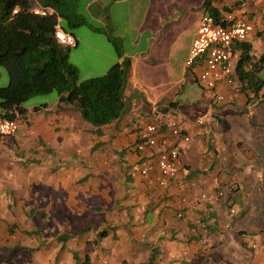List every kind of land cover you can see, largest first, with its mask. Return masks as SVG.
<instances>
[{"label": "crops", "instance_id": "1", "mask_svg": "<svg viewBox=\"0 0 264 264\" xmlns=\"http://www.w3.org/2000/svg\"><path fill=\"white\" fill-rule=\"evenodd\" d=\"M146 1L150 9L153 0ZM204 1L194 0L198 15H206ZM117 2L121 1L109 0L105 4ZM184 2L189 5L190 0ZM212 6L221 11L222 17L228 12L223 10L228 9L251 24L253 32L246 42L254 56H264V0H220L212 2ZM195 25L197 30L198 17ZM68 34L76 43L71 48L77 50L79 39ZM238 55L231 50L234 62ZM116 60L121 63L122 57ZM135 67L130 59V69ZM161 84L164 86V80ZM195 85L201 91L196 101L212 107V94ZM220 91L223 103L229 104L232 111L252 115L254 128L264 126V121L254 124L255 112L264 103L248 106L246 93L232 95L227 88ZM182 94H175L177 105L169 107L166 114L189 129L192 141L178 147L179 174L168 187L158 186L154 160L140 159L126 147L137 140L138 129L130 124L129 117L102 128L99 138L90 133L91 151L96 143H101L99 149L92 151L91 159L81 163L82 160L67 156L57 169L47 165L48 170L40 164L42 178L53 180V192H36L37 209L29 206L32 192H8V201L0 204V264H149L153 249L158 252L156 264H216L217 260L228 262L226 253L246 254L249 250L253 255L249 252L246 264H264V187L257 181L264 173V152L258 153L246 136L226 145L217 131L222 122L217 113L211 114L209 128L202 129L203 125L196 123L199 119L191 117L196 110L195 101L183 102ZM158 101L156 98L153 109L161 112ZM65 108L59 106L60 111L49 116L48 121L35 119L33 124L37 128L33 132L46 134L44 144L70 151L77 128L68 115L70 107ZM25 109L26 116L19 118L20 122L28 120L30 112ZM31 111L37 113L38 108ZM254 128L250 126L251 130ZM112 151L117 156H108L107 152ZM138 164L147 169L146 176L131 172V167ZM118 172L121 178L115 180ZM229 181L239 185V191L233 192L234 213H228L221 201L207 202L201 198L203 194L210 198L211 191ZM115 183L116 192L112 186ZM240 187L244 192H240ZM181 199H186L187 204H182ZM177 212L185 213L183 219L175 216Z\"/></svg>", "mask_w": 264, "mask_h": 264}, {"label": "rangeland", "instance_id": "2", "mask_svg": "<svg viewBox=\"0 0 264 264\" xmlns=\"http://www.w3.org/2000/svg\"><path fill=\"white\" fill-rule=\"evenodd\" d=\"M91 1L81 0L78 9V14L89 26L66 28L79 39L78 49L71 48L68 52V63L77 68L80 81L107 72L115 62L117 63L116 58L119 56L122 57L123 63L132 59L136 67L129 69L127 73L124 97L129 110L125 117H129L130 124L136 127L135 129L149 123L162 125L164 116H161L158 108L153 109L155 99L159 98V104L165 108L168 101L177 100L175 94L183 92L181 95V98L185 95L183 102H186V99L195 101L196 110L191 117L193 120L199 119L203 122V126L200 125L202 129L209 128L212 123L211 114L217 113L222 120L217 131L220 132L219 138L225 141L226 145L244 140L246 136L254 143V149L258 153L264 152V126L254 128L251 122L252 115L250 116L248 112L244 111L242 114V111H237L238 115L227 103L206 107L204 103L196 101L201 91L198 90L184 64L195 35L196 18L198 17L199 22L202 15L195 12L194 0H190L189 5H184V0H153L150 9L146 0L121 1L109 5L105 4L109 0H94L92 3ZM84 8L86 10L82 11ZM100 15L102 19L98 20ZM60 25L64 27L62 22ZM163 80L164 86L161 84ZM7 84V72L0 66V88ZM23 106L30 112L27 122L18 120L17 133L12 137L0 138V204L5 205V200L8 201V192H32L29 206L37 209L36 192H53L51 185L53 180L45 181L39 166L48 170L47 165L52 164V168L57 169L59 162L67 156L71 159H80L81 163L91 159L93 152L89 147L93 142L90 134L92 126L84 122L77 111L59 104L55 92L34 96ZM44 106L47 108L44 109ZM59 106L70 110L68 115L73 117L74 127L77 128L74 148L70 151L56 149L50 143L44 144L46 134L33 132L37 128L33 121L37 118L48 121L49 116L54 117L60 111ZM259 106L260 104L256 107ZM33 108H38V112L33 113L31 111ZM255 114L254 124L263 123L264 104ZM166 119L180 123L184 127L176 118L168 115ZM250 126L254 129L251 130ZM185 130L190 133L188 128ZM251 134L252 137L249 136ZM126 147L134 153L133 142ZM60 152H63V156H60ZM107 153L108 156L109 154L117 156L115 151ZM138 168V165L132 166L131 172L138 173ZM117 178H121L120 172L114 179ZM258 185L264 187V173L259 176ZM112 186L116 192V183ZM240 192H244L243 187H240ZM249 252L253 255L251 250ZM249 252L226 253L228 262L217 260L216 264H246L249 261Z\"/></svg>", "mask_w": 264, "mask_h": 264}, {"label": "trees", "instance_id": "3", "mask_svg": "<svg viewBox=\"0 0 264 264\" xmlns=\"http://www.w3.org/2000/svg\"><path fill=\"white\" fill-rule=\"evenodd\" d=\"M219 1L205 0L203 3L204 13L216 23L222 16L212 2ZM239 4L237 2L236 6ZM77 9L78 0H0V66L8 75V84L0 88V120L25 117L27 111L23 105L30 98L51 92L57 93L59 104L77 111L81 119L92 126L90 133L98 138L103 135L102 128L118 123L126 116L129 110L124 91L130 61L115 63L105 74L80 81L77 69L68 63L71 47L60 45L54 38L61 22L65 33H69L66 28L89 26ZM37 10L44 11V15L36 14ZM231 50L239 54L235 62L238 94L248 95V106L264 103V56H254L251 45L246 41L234 43ZM187 71L197 84L192 72ZM168 104L161 111L164 119L168 117L169 107L177 105L175 102ZM100 146L101 143H96L92 151ZM178 153L180 158V148ZM137 171L139 174V168ZM257 181L259 183V179ZM238 187L233 181L218 185L211 191L212 196L206 195L204 200L221 201L229 213L234 207L233 192H238ZM218 192H223V195L219 196ZM179 214L181 217L177 218L183 219L185 213ZM157 255L153 249L148 263L156 264Z\"/></svg>", "mask_w": 264, "mask_h": 264}, {"label": "built area", "instance_id": "4", "mask_svg": "<svg viewBox=\"0 0 264 264\" xmlns=\"http://www.w3.org/2000/svg\"><path fill=\"white\" fill-rule=\"evenodd\" d=\"M35 13L44 15V11L37 10ZM252 32L251 24L230 12L224 14L219 23L208 15L200 17L185 66L192 72L198 86L212 94L211 101L214 104L224 102L221 88L231 90L232 95L238 94L239 84L235 74V62L231 56V46L234 43L245 42ZM54 38L63 46L76 45L73 36L58 27ZM196 123L203 124L201 120H197ZM18 128V119L0 120V138L14 136ZM190 141V135L184 127L165 118L162 125L149 123L138 128L133 151L140 159L154 160L158 174L157 184L161 188H166L179 174L178 147ZM147 174L145 167H139L140 176ZM218 195L222 196L223 192H218ZM201 198L206 199V195L203 194ZM181 202L187 204L186 199H181ZM230 212L234 211L230 210ZM177 217L180 218L181 214L178 213Z\"/></svg>", "mask_w": 264, "mask_h": 264}]
</instances>
